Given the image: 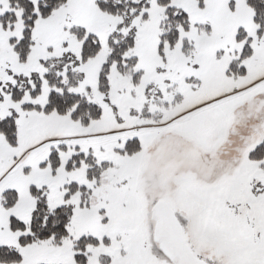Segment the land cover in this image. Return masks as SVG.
Listing matches in <instances>:
<instances>
[{"label":"snow or ice","instance_id":"1","mask_svg":"<svg viewBox=\"0 0 264 264\" xmlns=\"http://www.w3.org/2000/svg\"><path fill=\"white\" fill-rule=\"evenodd\" d=\"M0 264H264V0H0Z\"/></svg>","mask_w":264,"mask_h":264}]
</instances>
